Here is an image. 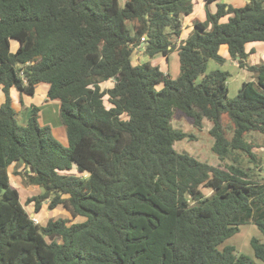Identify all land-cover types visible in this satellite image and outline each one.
Returning <instances> with one entry per match:
<instances>
[{"label": "trees", "instance_id": "trees-1", "mask_svg": "<svg viewBox=\"0 0 264 264\" xmlns=\"http://www.w3.org/2000/svg\"><path fill=\"white\" fill-rule=\"evenodd\" d=\"M214 1L181 37L194 0H0V264H253L218 245L247 223L264 234V61L244 62L247 43H264V0L211 11ZM222 44L252 73L231 98L229 72H206L224 62ZM173 50L176 79L151 64ZM42 82L67 147L37 108L18 122L10 90L32 95ZM174 112L208 123L216 165L175 149L187 134ZM12 165L40 189L26 199L35 212L48 201L84 220L34 223ZM250 246L264 264V242Z\"/></svg>", "mask_w": 264, "mask_h": 264}, {"label": "rangeland", "instance_id": "rangeland-1", "mask_svg": "<svg viewBox=\"0 0 264 264\" xmlns=\"http://www.w3.org/2000/svg\"><path fill=\"white\" fill-rule=\"evenodd\" d=\"M217 1L221 2L222 0ZM217 1H214L215 4ZM214 2H211V4L213 8L216 9V5L214 4ZM197 6L198 3H195L194 8L196 9ZM197 17L198 19H202L200 18L201 14L199 13L197 14ZM227 17V14L223 15L219 19V23L226 22ZM249 44H254L255 53L250 52L244 62H246L247 65H251L264 61V52L261 48V45L263 43H247L245 45V50L247 49L246 52H249V48L252 46ZM219 53L224 57V62L220 64L212 59L208 60L206 72H209L214 69H222L227 70L229 72V76L227 78V87L228 97L231 98L237 94L239 88L242 85V82L251 80L252 73L246 67L239 66L235 60L230 58L226 44L220 45ZM132 56H134V61L139 63L148 59V57L144 55L143 52H134ZM151 64L158 65L160 70H162L164 73L168 72L172 79H176L180 71V63L176 50H173L171 53H169L168 58L162 55H156L151 59ZM44 84L45 83L43 82L39 83L36 92L32 95H28L25 93L21 94L22 101L21 99H19V102L22 107L18 109L13 106L17 110L18 122L22 125H25V120L28 116L31 115L32 109L37 108L38 123L40 125L47 126L50 129L51 136L55 140L60 142L64 147H67L68 139L66 130L63 126L60 117L59 101L56 99H48L49 101L45 100V92H42L45 88ZM106 84L108 85L109 83ZM173 115L175 117L172 119V122L175 124H180V128L187 134L186 137L177 141L174 144L175 149L178 152L187 153L190 156H194L199 160L207 161L213 165H216L218 161L216 159L215 153L211 149V146L213 144V138L208 133V129H206L208 123L205 122L206 126L203 125L202 129H196L191 123V121L182 113L174 112ZM229 124L230 122H223L224 129L226 130L227 134L230 135L232 130L228 128ZM191 134L195 135V138H193ZM262 154H264V152H262ZM10 181L12 185L18 189L20 194V201L24 205L29 215L32 213L31 216H37L36 218H38L41 224L46 223V221L50 218L58 217L69 219L70 222L84 220V217L82 216H76L75 218H72L69 214H66V211L63 210L61 206H57L54 209H49L47 207L48 201L42 204L40 211L35 212L33 208V203H26V199L40 192V190L38 191L37 187L35 186L25 185L21 177L18 175H15V177L13 178L11 176ZM202 190L206 195L211 193V190L207 188H203ZM251 237H256L262 242H264V234L261 233V231L256 227V225L252 223L240 225L239 230L235 234L226 238L221 244L218 245V248L222 249L226 245L233 246L237 253H242L250 256L253 260V264H262V262L257 259L252 252V248L250 246Z\"/></svg>", "mask_w": 264, "mask_h": 264}, {"label": "crops", "instance_id": "crops-1", "mask_svg": "<svg viewBox=\"0 0 264 264\" xmlns=\"http://www.w3.org/2000/svg\"><path fill=\"white\" fill-rule=\"evenodd\" d=\"M194 1H195V3H198V6H197L196 9L195 8L193 9V12L190 15H188V16H186V17L183 18V20H182L181 37H185L188 34V32L192 28V22L194 20H202L205 17V2H204V0H194ZM246 1L247 0H222L221 2H225V3L230 4L232 6L239 7V6H242ZM214 4H215V2H214ZM208 6H209V8H210L211 11H214L215 8H213V6H212L211 3ZM198 13L201 14V17L200 18H202V19H198V17H197V14ZM259 43H261V42H259ZM249 45H252V46L249 48V52H247V53L248 54L250 52L255 53L254 44H249ZM261 48H262V50L264 52V43L261 45ZM246 51H247V49H246ZM44 85H45V88H44V90L42 92H45V94H44L45 95V100L46 101H49L48 98H47V96H46L48 85L46 83ZM37 86L38 85H36L35 92H36ZM21 94L22 93H19L14 88H12L10 90V95H11L12 100H13L12 101V105L15 106L18 109H20L22 107V105L19 102V99H21ZM0 98H1V102H2L3 99H4V95H3V92L1 91V89H0ZM21 101H22V99H21ZM17 102H19V103H17ZM16 104H17V106H16ZM28 117H27V119H28ZM27 119L25 120V123H26ZM14 169H15V165H12L10 167V178H11V176H12V178L15 177ZM37 189H38V191L40 190L39 187H37Z\"/></svg>", "mask_w": 264, "mask_h": 264}, {"label": "built area", "instance_id": "built-area-1", "mask_svg": "<svg viewBox=\"0 0 264 264\" xmlns=\"http://www.w3.org/2000/svg\"><path fill=\"white\" fill-rule=\"evenodd\" d=\"M32 214V213H31ZM31 214H30V216H31ZM37 216H31V218H32V220L34 221V223H39V220H38V218H36Z\"/></svg>", "mask_w": 264, "mask_h": 264}]
</instances>
